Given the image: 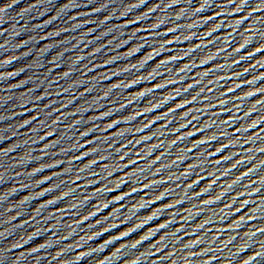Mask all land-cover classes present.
<instances>
[{
  "label": "water",
  "instance_id": "obj_1",
  "mask_svg": "<svg viewBox=\"0 0 264 264\" xmlns=\"http://www.w3.org/2000/svg\"><path fill=\"white\" fill-rule=\"evenodd\" d=\"M0 264H264V0H0Z\"/></svg>",
  "mask_w": 264,
  "mask_h": 264
},
{
  "label": "snow or ice",
  "instance_id": "obj_2",
  "mask_svg": "<svg viewBox=\"0 0 264 264\" xmlns=\"http://www.w3.org/2000/svg\"><path fill=\"white\" fill-rule=\"evenodd\" d=\"M163 227V226H162ZM138 243H139V241H138Z\"/></svg>",
  "mask_w": 264,
  "mask_h": 264
}]
</instances>
